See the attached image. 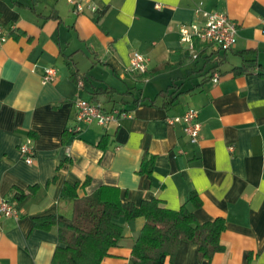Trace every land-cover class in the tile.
Here are the masks:
<instances>
[{
    "label": "crops",
    "instance_id": "1",
    "mask_svg": "<svg viewBox=\"0 0 264 264\" xmlns=\"http://www.w3.org/2000/svg\"><path fill=\"white\" fill-rule=\"evenodd\" d=\"M91 1L97 13L78 14L66 0H0V202L17 212L0 213V264H54L56 230L34 219L57 212L66 184L83 185L79 196L114 186L123 201L154 197L168 209L185 204L199 222L225 221L222 251L200 261L197 246L180 241L164 264H264V0ZM199 4L236 23L232 50L181 41L182 25L204 23ZM133 51L146 57L144 73L130 69ZM46 68L56 76L43 84ZM166 92H175L171 104ZM76 97L132 116L74 134ZM187 109L197 111L196 144L182 123L167 122ZM27 138L32 164L18 149ZM29 187L13 201V189ZM119 223L123 237L100 264L130 263L144 218Z\"/></svg>",
    "mask_w": 264,
    "mask_h": 264
},
{
    "label": "trees",
    "instance_id": "2",
    "mask_svg": "<svg viewBox=\"0 0 264 264\" xmlns=\"http://www.w3.org/2000/svg\"><path fill=\"white\" fill-rule=\"evenodd\" d=\"M245 68L242 66L233 71L237 73L245 71ZM174 94L167 93L169 100L164 103L171 104ZM152 159V156L144 158L141 173L151 174ZM82 186H63L57 212L34 219V228L56 230L58 244L52 258L54 264H100L109 255V249L116 246L123 237V227L119 220L128 223L137 217H143L144 224L133 243L129 264L140 261L164 264L167 257L174 255L180 241L195 244L200 261L209 260L224 249L220 241V235L225 229L222 218L199 222L185 204L177 210L168 209L162 200L154 197L136 205L123 201L120 190L114 186L103 185L90 195L79 196L77 189ZM34 191V187L27 190L13 189L12 199L22 200ZM190 200L196 206L200 204L194 194Z\"/></svg>",
    "mask_w": 264,
    "mask_h": 264
},
{
    "label": "built area",
    "instance_id": "3",
    "mask_svg": "<svg viewBox=\"0 0 264 264\" xmlns=\"http://www.w3.org/2000/svg\"><path fill=\"white\" fill-rule=\"evenodd\" d=\"M71 8L78 14L95 13L97 6L91 0H66ZM201 4L195 7V13L204 18V23L198 25L191 23L182 25L179 29L180 39L188 44L189 49L194 48L196 40L211 44L213 47L222 50L230 51L236 44L237 26L225 13L218 11H207L201 8ZM261 31L264 32V17L260 20ZM8 33L0 26V45L6 42ZM147 59L138 52L133 51L130 55V69L135 72L143 73L146 71ZM56 71L54 68H46L42 74L41 81L43 84L54 81ZM218 74L213 77L214 81L218 80ZM75 123L71 127L70 132L80 133L85 127L92 124L107 128L112 123H118L121 120L129 118L132 114L121 108H112L106 110L98 102L89 101L80 97L74 99ZM197 111L187 109L182 114L167 118L169 124L182 123V129L189 143L196 144L198 142L200 123L196 120ZM19 152L26 164H32L34 159V148L32 139L27 138L19 146ZM0 213L6 216L17 217L13 205L10 202L3 200L0 202Z\"/></svg>",
    "mask_w": 264,
    "mask_h": 264
}]
</instances>
